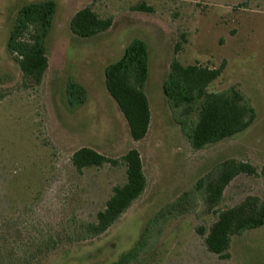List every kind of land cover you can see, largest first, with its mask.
<instances>
[{
    "label": "rangeland",
    "instance_id": "obj_1",
    "mask_svg": "<svg viewBox=\"0 0 264 264\" xmlns=\"http://www.w3.org/2000/svg\"><path fill=\"white\" fill-rule=\"evenodd\" d=\"M43 1H52L54 11L44 39L48 66L36 85L23 78L7 42L20 8ZM87 6L112 23L82 37L70 22ZM134 39L148 50L143 91L151 111L148 132L137 141L104 77ZM174 56L183 65L223 64L208 90L239 89L254 108L251 125L194 150L162 91ZM71 83L82 91L70 92ZM81 147L118 164L78 172L70 158ZM132 148L147 179L143 193L105 234L61 246L48 264H112L149 237L148 252L130 264H264V225L231 237L227 258L210 252L196 231H208L216 219L197 183L226 159L249 162L257 171L264 164V0H0V222L13 224L29 242L61 233L57 241L66 243L64 232L75 221H94L113 187L124 183L120 158ZM247 195L264 200L260 177L236 176L220 208ZM169 211L175 212L167 217Z\"/></svg>",
    "mask_w": 264,
    "mask_h": 264
},
{
    "label": "trees",
    "instance_id": "obj_2",
    "mask_svg": "<svg viewBox=\"0 0 264 264\" xmlns=\"http://www.w3.org/2000/svg\"><path fill=\"white\" fill-rule=\"evenodd\" d=\"M53 11L52 1L30 3L21 7L7 42L23 78L36 85L41 83L48 66L44 39ZM111 23L110 17L100 18L87 6L74 14L70 28L79 36L89 37L107 30ZM184 39L182 35V41ZM179 48L180 41L176 43L175 52ZM222 69L223 64L218 68L198 63L183 65L174 56L162 83V91L174 113V120L180 125L194 150L203 149L244 131L255 118L253 106L235 86L223 91L208 90V86L219 77ZM147 76L148 50L145 42L140 39H134L128 44L120 59L107 65L104 70L105 87L122 112L134 141L146 136L151 121L148 98L143 91ZM69 87L70 92L73 89L82 91L80 86L73 83ZM70 160L78 172L89 166L118 164V160L90 147L77 149ZM120 161L125 166L124 183L113 187L104 207L96 212L94 221H75L71 229L63 231L66 243L57 241L61 233L45 234L41 241L29 242V236H22L21 231L15 229L13 224L0 222V264H48L51 254L61 246H72L105 234L143 193L147 184L137 149L128 150ZM219 165L214 174L196 184V188L202 192L206 211L216 215L208 231L203 227L196 228V231L204 236L205 245L210 252L227 258L231 237L264 225V200L256 195H247L233 206L220 208L224 191L240 174L258 176L264 183V164L259 171L249 162L232 158ZM185 198L191 200L194 196L187 195ZM173 212L175 211H169L167 217L172 216ZM149 241L153 244L149 237L132 253L123 254L112 264L137 261L139 255L148 252L152 246Z\"/></svg>",
    "mask_w": 264,
    "mask_h": 264
}]
</instances>
